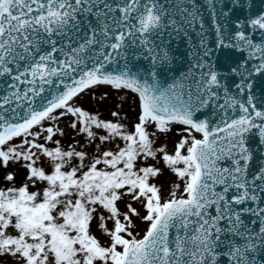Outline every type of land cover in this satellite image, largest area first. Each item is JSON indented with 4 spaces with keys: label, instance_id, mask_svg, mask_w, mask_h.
<instances>
[{
    "label": "snow or ice",
    "instance_id": "obj_1",
    "mask_svg": "<svg viewBox=\"0 0 264 264\" xmlns=\"http://www.w3.org/2000/svg\"><path fill=\"white\" fill-rule=\"evenodd\" d=\"M0 264H264V0H0Z\"/></svg>",
    "mask_w": 264,
    "mask_h": 264
},
{
    "label": "bare ground",
    "instance_id": "obj_2",
    "mask_svg": "<svg viewBox=\"0 0 264 264\" xmlns=\"http://www.w3.org/2000/svg\"><path fill=\"white\" fill-rule=\"evenodd\" d=\"M113 102H115V101H113ZM106 106H107V105H106ZM106 106H105V107H106ZM130 111H131V110H130ZM105 114H106V113H105ZM131 115H132V112H131Z\"/></svg>",
    "mask_w": 264,
    "mask_h": 264
},
{
    "label": "rangeland",
    "instance_id": "obj_3",
    "mask_svg": "<svg viewBox=\"0 0 264 264\" xmlns=\"http://www.w3.org/2000/svg\"><path fill=\"white\" fill-rule=\"evenodd\" d=\"M106 106V105H105ZM129 114L131 115V111L129 110Z\"/></svg>",
    "mask_w": 264,
    "mask_h": 264
}]
</instances>
